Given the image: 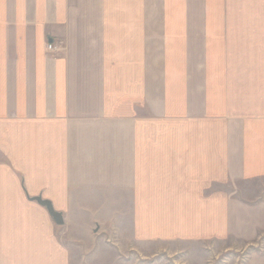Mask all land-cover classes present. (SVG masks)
Instances as JSON below:
<instances>
[{"label":"crops","instance_id":"crops-1","mask_svg":"<svg viewBox=\"0 0 264 264\" xmlns=\"http://www.w3.org/2000/svg\"><path fill=\"white\" fill-rule=\"evenodd\" d=\"M260 235L264 0H0V264Z\"/></svg>","mask_w":264,"mask_h":264},{"label":"rangeland","instance_id":"rangeland-1","mask_svg":"<svg viewBox=\"0 0 264 264\" xmlns=\"http://www.w3.org/2000/svg\"><path fill=\"white\" fill-rule=\"evenodd\" d=\"M62 49L60 48L59 51ZM50 52V51H49ZM251 188L257 193L258 185L251 184ZM246 192V189H244ZM171 243H153L145 249L148 253H153L151 257L138 256L137 261L146 264H254L258 263L256 255L264 252V235L257 238V242H253L251 246H246L243 250L236 248L225 249L222 243H218L211 251L205 250L201 244H195L192 247L187 244L177 247ZM144 250V249H143ZM72 258V264H78L79 258L75 255ZM117 258V257H116ZM133 257L123 252L117 260L112 264H131ZM106 262H112V258L108 257ZM106 264V263H105Z\"/></svg>","mask_w":264,"mask_h":264},{"label":"water","instance_id":"water-1","mask_svg":"<svg viewBox=\"0 0 264 264\" xmlns=\"http://www.w3.org/2000/svg\"><path fill=\"white\" fill-rule=\"evenodd\" d=\"M35 200L42 206L46 207V209L48 210L50 216L53 218V220L55 221V223L59 226H63L64 225V219H63V214L55 211L52 203L50 201L47 200H43L42 198L38 197L35 198Z\"/></svg>","mask_w":264,"mask_h":264},{"label":"built area","instance_id":"built-area-1","mask_svg":"<svg viewBox=\"0 0 264 264\" xmlns=\"http://www.w3.org/2000/svg\"><path fill=\"white\" fill-rule=\"evenodd\" d=\"M59 49L60 48L54 45L53 43L48 44V51H50L51 53L58 52Z\"/></svg>","mask_w":264,"mask_h":264}]
</instances>
